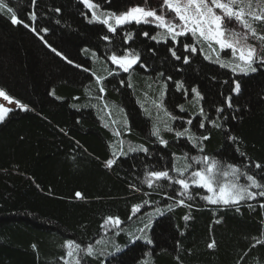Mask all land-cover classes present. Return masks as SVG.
<instances>
[{
	"label": "trees",
	"instance_id": "1",
	"mask_svg": "<svg viewBox=\"0 0 264 264\" xmlns=\"http://www.w3.org/2000/svg\"><path fill=\"white\" fill-rule=\"evenodd\" d=\"M6 2L29 22L31 0ZM94 2L101 5L100 11L118 14L145 0ZM35 11L37 20L30 23L48 28L42 35L73 63L52 53L28 28L12 25L7 13H0V89L29 106L28 111L14 109L0 123V264H63L60 258L66 255L68 239L82 246L92 243L106 253L86 258V264H99L100 260L105 264H264V244H256L264 240V208L259 207V198L241 203L236 211L206 204L199 199L203 190L194 189L195 199L186 200L193 207L176 205L169 211V204L183 198L175 195L178 186L169 187L162 181L163 190L153 191L145 185L134 193L129 188L131 183L139 185L145 165L151 170L171 168L173 153L206 154L242 165H248L249 160L264 163V68L248 75L233 73L215 63L214 53L212 61L192 55L190 63L184 64L168 52L173 46L170 41L158 43L142 35L148 32L153 36L162 30L131 24L115 34L108 33L103 24L85 19L82 13L87 10L79 0H38ZM87 14L90 18L91 12ZM129 31L135 35L125 44L123 36ZM104 35H109L110 41L101 39ZM183 43H192L190 34ZM183 43L176 46L177 55L187 54ZM126 47L140 53L146 67L134 66L130 73L109 77L112 70L106 57L113 52L123 55ZM201 47L209 51L206 44ZM221 58L232 60L223 52ZM76 64L91 71L84 72ZM92 72L107 77L103 100ZM121 80L132 87L121 85ZM233 80L240 81L238 94L231 91ZM175 81H182L189 95L176 91ZM165 82L167 88L163 89ZM192 87L204 97L200 104L193 99ZM162 89L166 92L163 99ZM229 96L230 108L225 103ZM157 104L183 117L171 122L175 130L188 127L185 121L192 118L191 132L210 137L203 144V154L192 149L186 139L178 140L174 132H162L169 143L166 148L159 145L150 135L151 129L167 118ZM180 104L185 107L183 113L177 108ZM201 106L206 115L223 124V130L210 124L207 131L199 129ZM217 107L225 108L222 118ZM125 118L131 128L128 133ZM225 130L237 143L226 141ZM115 131L121 135L115 136ZM120 140L125 142V151L129 143L144 144L151 154L147 159L141 153L129 154L106 168L104 162L113 149L120 150ZM240 152L245 154L243 159ZM175 163L182 167L185 160ZM251 171L256 170L252 167ZM165 191L174 199L165 197ZM77 192L82 198L76 197ZM144 199L153 203L129 220L132 205ZM157 207L163 214L152 216L147 230L153 243L133 241V235H142L138 229L149 219L147 214ZM185 215L190 217L188 221L183 219ZM108 216L123 221L118 235L115 229L101 227ZM97 240L101 242L98 245ZM212 241L215 247L209 248ZM113 244L120 246L119 253H114Z\"/></svg>",
	"mask_w": 264,
	"mask_h": 264
},
{
	"label": "snow or ice",
	"instance_id": "2",
	"mask_svg": "<svg viewBox=\"0 0 264 264\" xmlns=\"http://www.w3.org/2000/svg\"><path fill=\"white\" fill-rule=\"evenodd\" d=\"M37 2L38 0H31L33 10L27 15V21L29 22L21 19L16 11L8 5L6 0H0V13H7L12 25H23L25 28H28L45 43L52 53L72 64L73 61L69 60L61 51H58L57 48L49 44L45 36L42 35V33L46 34L49 31L48 28H38L33 23H30L37 20V12L35 11ZM79 3L83 4L87 10L82 15L89 23H101L106 26L108 33L111 34L117 33L118 29L122 26L133 23L138 26L142 24L153 25L158 29H162L163 32H157L153 36H149L148 32H144L142 35L158 43L163 41L167 44L170 41L173 46L168 48V52L176 61L183 60L184 64L190 63L192 55H202L204 60L212 61V54L214 53L216 57L215 63L222 68H230L233 73L248 75L264 68V33L259 32L257 27L254 26L257 22L264 24V0H162L159 8L147 7L148 0H145L144 6L136 4L119 14L112 11H100L101 5L94 2V0H79ZM107 3L110 4L111 0H107ZM55 11L59 13L61 9L57 8ZM88 12H91L90 18L88 17ZM166 13H173L174 16L172 19H168ZM232 21L242 26L244 31L238 32L235 29L228 28L227 24ZM189 34L192 38V43H183L184 40L188 39ZM134 35V32H126L123 36V42L127 44L128 41L133 40ZM249 38L254 39L257 43H249ZM101 39L110 41L111 37L104 35ZM180 43H183L186 55H177L178 49L176 46ZM204 44L207 45L208 52H205L204 48L201 47ZM214 45L217 47H214ZM229 49L231 50L232 60L225 61L221 58V52ZM84 51H88V49H84ZM150 51H154V49ZM92 55L95 56V52ZM106 59L116 66L115 69L108 72L109 77L114 76L117 71L130 73L134 66L146 67V64L141 63V54L127 47L123 49V55H117L113 52ZM75 67L81 68L84 72L91 71L79 64H76ZM159 75L162 77L163 73ZM92 76L95 77V83L99 86V93L101 94L100 99L103 100L107 77L97 76L94 72H92ZM167 80H172V77H167ZM232 83L234 87L231 91L238 94L240 92V81L233 80ZM120 84L129 88L132 87L130 83L124 80H121ZM175 85L176 91L183 90L185 96L189 95L182 81H175ZM166 88L167 82L163 85V89ZM163 89L161 91V99L166 95ZM191 93L194 94L193 99L196 104H200L204 100L203 95L197 87H192ZM0 98L9 104L14 103L16 108L21 111L29 110L28 105L10 96L4 89H0ZM225 103L227 107H232V97H227ZM157 107L163 110L164 116L167 118L153 124L151 129L150 135L155 138L159 145L166 148L169 143L168 140L162 137V132H174L178 140L184 138L191 145L192 149L198 150L201 154L205 152L203 144L210 137L207 135L197 136L191 132L192 118L185 121L188 127H184L183 130H175L171 122L178 119L182 120L183 117L172 115V113L163 108V104H157ZM177 108L181 113L185 112L184 105H177ZM13 110V108L0 104V123H3L8 114ZM215 111L222 118L225 108L217 107ZM198 115L202 117L198 126L199 129L207 131V125L210 124L214 128L223 130V124L219 123L218 119H212L206 115L203 106L199 108ZM123 123L125 132H130L131 128L126 118ZM113 134L117 137L121 135L119 131H115ZM225 137L226 141L233 144L237 143L236 137L228 135L227 130H225ZM118 143L121 145V148L119 151L113 149L111 158L104 162L106 168L111 169L118 161L129 156V154L141 153L144 154L145 159L151 154L149 147L144 144L133 145L129 143L125 151L123 148L125 142L120 140ZM235 151L239 152V148L237 147ZM239 155L242 159L245 157V154L242 152ZM171 159L173 161L171 168L151 170L148 165H145L143 178L140 180L139 185L136 183L129 184L130 190L134 193L140 192L142 186L145 185L153 191L157 189L163 190L165 185L161 183L162 181H166L169 187L173 185L178 186L179 190L175 192V195L183 198L175 199L173 204H169L166 209L169 211L176 205L193 207L190 203L186 204V200L192 201L195 199L192 194L194 189L203 190L205 194L199 195L197 193L199 199L212 206L233 207L236 211H239L241 203L255 201L259 198L261 201L259 207L264 208V163L255 162L253 164L249 160L248 165H242L224 162L217 159L216 156L206 154L189 156L187 152L183 153L182 156H177L176 153H173ZM178 159L185 160L182 167H177L175 161ZM252 167L256 170L255 172L251 171ZM173 173H176V175L174 176ZM242 180L246 181V183H242ZM75 195L77 198H82L80 192H77ZM143 195L150 197L151 192H144ZM164 195L170 200L174 199L167 191L164 192ZM151 203L153 202L150 199H144L142 203L132 205L131 215H129L128 219H133L137 213H140L145 206ZM249 206L251 207V205ZM162 214V210L159 207L155 208L153 213H148L149 219L144 223L143 228L138 229L142 235L139 237L133 235L132 240L143 239L147 244H152L153 240L147 233V230L152 226L151 217ZM183 219L188 221L190 217L185 215ZM216 222L219 223V221ZM122 224L123 221L120 217L108 216L104 218L101 227L115 229L118 235L123 230ZM100 243L99 240L95 242L96 245ZM256 244H264V240H257ZM65 247L67 248L66 255L60 258L63 264H86V258L106 255L103 250L98 251L92 243L82 246V243H78L72 239H68L65 242ZM112 247L114 253L121 251L119 245L113 244ZM208 247L214 248L215 241L210 242ZM113 258L115 257L113 256ZM99 264H105V261L100 260Z\"/></svg>",
	"mask_w": 264,
	"mask_h": 264
},
{
	"label": "rangeland",
	"instance_id": "3",
	"mask_svg": "<svg viewBox=\"0 0 264 264\" xmlns=\"http://www.w3.org/2000/svg\"><path fill=\"white\" fill-rule=\"evenodd\" d=\"M150 2H152L150 5L149 4H147L146 6L147 7H150V8H159V4L160 3H162V0H159V2H158V0H152V1H150ZM144 4H145V2L144 3H142V6H144ZM125 11H127V10H125ZM125 11H123V12H125ZM218 11V10H217ZM122 13V12H121ZM119 14V13H118ZM166 15H167V18L168 19H172V17L174 16V14L173 13H166ZM133 24H135V23H133ZM143 25H145V24H143ZM148 26H152V27H155V26H153V25H148ZM255 27H257V30L259 31V32H262V33H264V24H260V23H256L255 25H254ZM227 27L228 28H231V29H235L236 31H238V32H242V31H244L243 29H242V26H240L237 22H235V21H232L231 23H228L227 24ZM155 29H157V30H162V29H158L157 27H155ZM163 31V30H162ZM249 43H257V41H255L254 39H252V38H249V41H248ZM215 46V45H214ZM217 47V46H216ZM223 53H224V56L225 57H230L231 56V50L229 49V50H224V51H222ZM108 64L110 65V67H111V69L110 70H113V69H115L116 68V66L115 65H113V64H111V62L110 61H108ZM117 74L118 73H123L122 71H117L116 72ZM0 104H4L6 107H10V108H13V109H17L16 108V105L14 104V103H12V104H9L7 101H4L2 98H0Z\"/></svg>",
	"mask_w": 264,
	"mask_h": 264
}]
</instances>
